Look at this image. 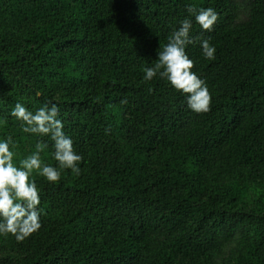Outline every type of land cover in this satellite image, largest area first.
Here are the masks:
<instances>
[{
  "label": "trees",
  "instance_id": "trees-1",
  "mask_svg": "<svg viewBox=\"0 0 264 264\" xmlns=\"http://www.w3.org/2000/svg\"><path fill=\"white\" fill-rule=\"evenodd\" d=\"M189 6L214 8L211 31ZM186 17L202 113L142 79ZM49 101L81 171L33 174L41 227L0 236V264H264V0H0V138L18 158L37 137L10 110Z\"/></svg>",
  "mask_w": 264,
  "mask_h": 264
},
{
  "label": "clouds",
  "instance_id": "clouds-1",
  "mask_svg": "<svg viewBox=\"0 0 264 264\" xmlns=\"http://www.w3.org/2000/svg\"><path fill=\"white\" fill-rule=\"evenodd\" d=\"M188 11L205 31H211L218 19L212 7L195 9L189 6ZM192 26L193 21L187 17L179 21V27L171 32L163 50L158 52V62L143 70L142 79L166 80L173 90L185 96L188 109L202 113L210 109L211 94L205 81L191 71L193 61L186 48L193 43ZM200 47L206 60L215 59L216 48L207 39L200 41ZM9 115L20 122L23 133L37 137L35 150L23 158H18L16 142L11 136L0 138V236L11 234L17 242H22L41 227L40 190L32 179L33 174L55 185L64 170L80 174L82 156L74 150L72 138L63 130L64 123L58 118L60 108L56 103L45 102L35 112L17 103ZM5 123L6 120L0 118V126ZM44 137L52 142L51 157L55 166L42 160L41 154L49 147Z\"/></svg>",
  "mask_w": 264,
  "mask_h": 264
}]
</instances>
